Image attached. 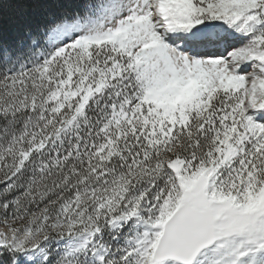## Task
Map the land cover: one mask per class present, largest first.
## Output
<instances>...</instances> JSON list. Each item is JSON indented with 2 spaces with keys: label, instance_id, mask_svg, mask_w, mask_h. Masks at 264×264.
<instances>
[{
  "label": "snow or ice",
  "instance_id": "6c2138e0",
  "mask_svg": "<svg viewBox=\"0 0 264 264\" xmlns=\"http://www.w3.org/2000/svg\"><path fill=\"white\" fill-rule=\"evenodd\" d=\"M0 264H264V0H0Z\"/></svg>",
  "mask_w": 264,
  "mask_h": 264
},
{
  "label": "rangeland",
  "instance_id": "374dc122",
  "mask_svg": "<svg viewBox=\"0 0 264 264\" xmlns=\"http://www.w3.org/2000/svg\"><path fill=\"white\" fill-rule=\"evenodd\" d=\"M0 230H6V229H4L2 226H0Z\"/></svg>",
  "mask_w": 264,
  "mask_h": 264
}]
</instances>
